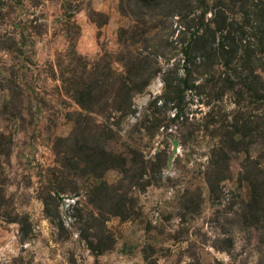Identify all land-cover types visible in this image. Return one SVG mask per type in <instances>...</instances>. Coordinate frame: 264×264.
I'll return each instance as SVG.
<instances>
[{"label":"rangeland","instance_id":"1","mask_svg":"<svg viewBox=\"0 0 264 264\" xmlns=\"http://www.w3.org/2000/svg\"><path fill=\"white\" fill-rule=\"evenodd\" d=\"M215 1L208 0L210 8ZM118 2L0 0V264H145L146 259L156 264H257V235L253 228H241L235 213L247 196L242 173L255 165L264 169L259 146L264 142V102L245 97L236 111V96L229 93L188 92V121L171 122L175 108L152 102L162 91V73L135 96V111L112 124L108 139V146L126 153L129 163L139 154L142 161L156 152L159 157L152 169L146 163V173L138 158L131 171L136 185L130 188L125 182L118 185L122 172L116 168L95 180L126 193L132 208L126 217L106 214L109 249L93 253L87 248L81 231L90 218L89 180L77 171L63 178L54 171L61 155L57 151L65 149L60 139L69 134L71 118L79 111L62 89L56 58L70 41L89 58L113 52L118 29L128 22ZM244 5L241 12L262 16L264 26V0ZM251 35L245 29L243 37ZM183 71L181 60L171 74L174 82ZM242 117L261 134L245 133L242 143L225 147V178L210 187L206 177L218 158L213 150L227 141L235 119ZM50 184L65 190L54 195ZM228 239L230 248H218Z\"/></svg>","mask_w":264,"mask_h":264},{"label":"trees","instance_id":"2","mask_svg":"<svg viewBox=\"0 0 264 264\" xmlns=\"http://www.w3.org/2000/svg\"><path fill=\"white\" fill-rule=\"evenodd\" d=\"M118 1L119 12L128 22L119 27L118 45L113 52L89 58L78 53L74 42L70 41L67 49L56 58L57 77L62 89L79 111L74 112L71 118L69 134L60 139L65 149L57 151L61 155L54 171L62 178L70 171H77L89 180L90 218L84 220L81 236L93 253L103 252L112 245V236L105 224L106 214L126 217L132 208L126 202V193L118 194L114 185L95 180L101 178L106 170L116 168L122 172L118 185L121 187L125 182L124 185L130 188L136 185L131 171L137 168L138 158H141V173H146L149 170L146 163H150L152 169L153 160L159 157V152H156L142 161L139 154L129 163L126 153L108 146V139L114 133L112 124L135 111V96L143 93L156 75L162 73L164 84L152 102L160 101L164 107L170 105L175 108L171 122L188 121L189 115L184 110L188 92L207 96L214 93L219 97L229 93L236 96V111L241 110L245 97L264 102L263 20L260 15L253 18V15L241 12L246 0H216L211 8L208 0ZM209 9L211 14L207 17ZM169 27V31L162 32ZM247 28L252 32L249 38L243 37ZM62 58L67 62L64 63ZM181 60L184 71L174 82L171 74L175 73ZM217 65L223 67L221 72H217ZM202 67L206 69L202 70ZM110 118L117 120L110 122ZM249 122L251 120L243 117L240 122L235 119L232 135L213 150L218 158L206 177L210 187L225 178L222 175L224 167L228 168V152L223 151L225 147L242 143L245 133L261 134L257 128L250 127ZM259 146L264 148V142ZM242 150L250 157L248 147ZM241 176L246 182L247 196L235 215L241 228H253L255 231L257 264H264V169L255 165ZM50 186L54 195L65 190L61 185ZM231 246L232 241L228 239L227 244L218 248ZM145 264L156 263L146 259Z\"/></svg>","mask_w":264,"mask_h":264}]
</instances>
